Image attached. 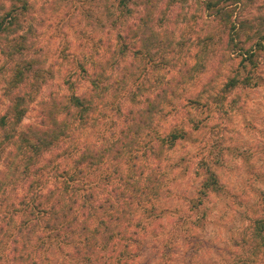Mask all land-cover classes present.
Instances as JSON below:
<instances>
[{
    "label": "rangeland",
    "instance_id": "rangeland-1",
    "mask_svg": "<svg viewBox=\"0 0 264 264\" xmlns=\"http://www.w3.org/2000/svg\"><path fill=\"white\" fill-rule=\"evenodd\" d=\"M143 1L130 3V12L122 17L119 0H29V16L18 31L26 37L23 59L44 72L41 90L28 105L21 129L36 122L41 101L69 95V84L81 96L100 73L103 90L95 94L97 105L86 124L76 123L71 138L45 153L46 161L69 166L66 150L100 147L125 128L124 118L113 111L118 103L126 114L131 109L143 110L146 97L155 99L159 94L154 113L146 116L149 128L142 130V138L148 141L183 129L190 139L163 149L158 170L155 161H149L148 170L157 174L160 192L137 210L132 225L145 220L146 233L138 247L133 246L131 264H264V250L254 255L252 246L244 242L251 224L264 217V52L255 71L244 68L238 52L220 44V39H227L221 30H226L206 9L208 0H152L151 20L162 42L143 46V27L138 26L146 10ZM228 4L234 10L233 22L256 21L264 15V0ZM126 33L132 38L127 53L112 57L117 35ZM138 49L148 51L149 57L137 58ZM77 59L84 63L88 76L80 71ZM4 61L0 55V113L6 103L1 91ZM96 61L103 63V70L92 66ZM249 75L253 77L250 84L216 101L230 78ZM167 80L172 82L169 86ZM134 90L136 98L131 101L127 92ZM204 157L212 159L210 164H221L215 173L223 192L206 199L199 211L203 214L200 223L190 201L203 179L197 164ZM129 159L128 154L117 160L107 157L92 173L94 183H101L100 198L107 189L103 179L117 177V168L126 173ZM20 193L19 185L8 186L6 199L10 202ZM153 210L157 217L150 219L147 212ZM115 230L110 227L111 232Z\"/></svg>",
    "mask_w": 264,
    "mask_h": 264
},
{
    "label": "trees",
    "instance_id": "trees-1",
    "mask_svg": "<svg viewBox=\"0 0 264 264\" xmlns=\"http://www.w3.org/2000/svg\"><path fill=\"white\" fill-rule=\"evenodd\" d=\"M6 1L8 5H5ZM151 1H143L146 10L138 25L143 27V46L162 42L161 38L157 39L152 24ZM132 2L134 0H119L122 17L130 12L128 5ZM229 2L236 4L239 0H208L205 6L226 30H221L227 39H220V44L238 52L241 65L249 66L253 72L264 52V15L256 17V21L233 22L234 10L228 8ZM30 8L29 0H0V55L5 60L1 66L4 69L1 71V91L6 99L0 113V264H131L135 258L133 246L138 247L146 233L145 220L139 221V226L132 225L137 210L160 192L157 174L148 170L149 161L153 159L158 170L163 149L174 147L178 140L187 141L190 136L181 129L167 135H155L148 141L142 138V130L149 128L146 116L154 113L157 107L160 97L157 94L155 99L146 97L143 110L131 109L123 114L120 103L113 107L116 115L123 117L126 123L118 136L113 135V140L100 147L66 150L65 161H69V166L62 167L52 159L46 161L45 153L59 148L65 139L71 138L76 123L81 126L87 122L89 113L97 105L94 96L103 89L100 88V73L90 80L91 89L81 96H77L73 85L69 84L68 90H72L69 95H55L41 101L36 122L21 129L28 105L35 101L41 90L44 72L34 70V64L23 59L26 37L18 31L27 21ZM117 38L112 57L124 56L129 49L128 41L132 39L128 33L118 34ZM134 55L145 59L149 52L138 49ZM76 64L88 76L84 63L77 59ZM102 65L100 61L92 62L93 67ZM252 79L251 75L230 78L217 94L216 101L222 102L239 86L250 84ZM171 83L167 80L165 84ZM140 85L136 84L137 91ZM127 98L134 101L136 91H128ZM127 154L130 159L126 173L117 168L114 174L119 177H105L107 189L103 192L106 195L100 198L101 183H94L90 176L107 157L117 160ZM210 160L204 157L197 164L203 179L195 198L190 201V209L200 223L203 214L199 211L206 199L211 194L223 192L215 173L221 164L218 161L210 164ZM114 178L117 182L112 181ZM16 185L21 193L9 202L7 187ZM147 215L150 219L157 217L154 210L148 211ZM110 227L116 230L111 232ZM249 234L244 242L252 246L254 255H259L264 250V217L251 224Z\"/></svg>",
    "mask_w": 264,
    "mask_h": 264
}]
</instances>
